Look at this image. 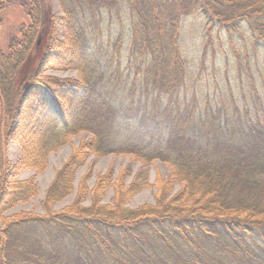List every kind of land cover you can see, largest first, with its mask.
<instances>
[{
    "label": "trees",
    "instance_id": "obj_1",
    "mask_svg": "<svg viewBox=\"0 0 264 264\" xmlns=\"http://www.w3.org/2000/svg\"><path fill=\"white\" fill-rule=\"evenodd\" d=\"M59 2L65 38L52 31L13 113L16 50L0 56L5 134L20 142L24 165L39 169L66 134L92 136L56 172L45 214L3 220L0 264H264V0ZM33 3L24 54L39 28ZM198 15L203 58L216 40L224 56L225 84L214 74L212 91L186 83L179 31ZM44 69H74L78 78L42 77ZM92 153L132 154L144 168L127 186L108 171L90 190L87 172L75 201L52 211ZM154 159L171 165L174 180L156 182L154 205L125 207ZM174 181L183 187L171 194ZM110 187L113 204H103ZM36 191L0 177V213Z\"/></svg>",
    "mask_w": 264,
    "mask_h": 264
},
{
    "label": "rangeland",
    "instance_id": "obj_2",
    "mask_svg": "<svg viewBox=\"0 0 264 264\" xmlns=\"http://www.w3.org/2000/svg\"><path fill=\"white\" fill-rule=\"evenodd\" d=\"M33 1L39 7V28L33 37L30 47L24 54L21 51L23 43V32L30 26V9H33ZM37 7V8H38ZM62 8L59 0H0V56L5 58L9 55L12 48L16 50L15 56L11 60L13 68V91L17 97L9 109L15 112L20 99V93L29 85V78L35 69L39 67L40 58L44 53V48L52 31L57 39L64 40L66 31L63 27ZM180 32V42L186 63L189 67L191 76L187 81L190 90L209 87L212 91L217 83L220 88L224 82V56L217 40L213 46H208L205 57L204 38H203V19L198 16L187 17L182 22ZM113 25V24H112ZM18 59V60H17ZM20 60V61H19ZM216 76V83L213 76ZM40 76L58 78H78V72L74 69H44ZM199 76V77H198ZM231 84L234 79L230 78ZM202 86V87H200ZM2 102V101H1ZM0 102V177L6 184L31 181L37 191L34 196L27 200L19 201L0 213V229L4 227L3 220L8 221L15 216L23 214H45L42 201L46 190L53 181L56 172L63 166L74 148L78 147L83 141L91 138V134L85 131L68 133L61 138L59 144L45 152L44 165L42 168L28 167L24 165V156L21 145L15 137L6 138L7 128L11 124L10 115L4 112V107ZM12 116V114H11ZM144 163L132 154L110 153L104 156L90 154L85 163L75 173L71 192L68 195L50 204L52 211H61L71 205L77 198L80 183L84 175L89 172L90 177L84 181L85 187L90 190L98 177L108 171L112 173V181L120 182L127 186L133 182L134 177L144 168ZM173 168L170 164L154 159L146 168V186L137 191L130 200H127L125 207L136 208L144 204L154 205L156 201L157 185L160 181H173ZM183 187V183L174 181L172 183L171 194H175ZM114 189L108 188L101 203L113 204ZM90 196H87L82 205H89Z\"/></svg>",
    "mask_w": 264,
    "mask_h": 264
},
{
    "label": "water",
    "instance_id": "obj_3",
    "mask_svg": "<svg viewBox=\"0 0 264 264\" xmlns=\"http://www.w3.org/2000/svg\"><path fill=\"white\" fill-rule=\"evenodd\" d=\"M0 232H1V229H0Z\"/></svg>",
    "mask_w": 264,
    "mask_h": 264
}]
</instances>
